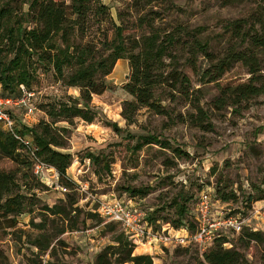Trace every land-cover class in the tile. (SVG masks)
<instances>
[{"label":"rangeland","instance_id":"374dc122","mask_svg":"<svg viewBox=\"0 0 264 264\" xmlns=\"http://www.w3.org/2000/svg\"><path fill=\"white\" fill-rule=\"evenodd\" d=\"M101 2L108 7L105 26L108 22L122 24L129 38L138 39L152 30L162 35L179 27L187 31L202 27V32L196 33L197 38L207 41L213 52H221L228 42H234L230 22L252 13L259 14L264 22V0ZM27 8L28 4L22 6L23 11ZM91 36H98L96 24ZM180 38L187 43L193 37L181 34ZM174 54L178 63L166 58L167 70L176 67L188 77L189 84L184 85L188 93L179 92L180 85L174 90L168 86L156 88L155 99L164 107L163 114L141 108L134 122L127 124L120 115L122 97L118 92L104 91L92 95L91 104L96 112L93 122L73 118L55 124L66 128L64 145L56 149L72 155L66 171L72 184L59 182L66 189L63 191L36 180L31 171L25 173L26 182L33 186V210L19 216L14 228H0V252L4 256H0V264H92L96 255L112 243V236L120 232L117 225L104 220L96 209L105 200L128 199L131 189L141 190L132 201L147 214L154 213L156 221L151 224L156 230L167 225L174 227L178 207L183 202L188 208V219H195L198 195L208 190L215 196L218 191L235 195L226 204L215 203L213 218H218L221 210L239 213L245 220L241 233L248 230L264 233V93L242 100L239 105L217 107L215 99L221 89L249 81L246 68L237 62L217 81L203 83L185 64L186 44ZM197 64L200 68L208 65L202 57ZM262 66L264 83V57ZM128 74L127 60L119 59L108 78L122 85ZM31 87L38 92V110L31 117L33 124L48 120L43 109L48 102L79 95L77 89L62 86L52 72L41 69ZM147 135L157 137L159 142L142 144L143 136ZM19 152L30 161L29 152ZM87 154L96 156L98 162ZM0 169L21 170L16 177L19 184L23 183L25 171L13 160L0 157ZM20 191L30 195L23 187ZM70 202L75 203L69 205ZM55 204L66 206L69 213L66 219L41 209ZM88 214L93 215L85 218ZM62 228L66 231L59 233ZM240 232H227L224 247L239 249L250 264H264V240L245 244L238 238ZM146 250L151 251L154 264L202 261L203 251L195 245L170 244L168 248L154 246L153 250L147 244L138 245L133 253Z\"/></svg>","mask_w":264,"mask_h":264},{"label":"trees","instance_id":"16d2710c","mask_svg":"<svg viewBox=\"0 0 264 264\" xmlns=\"http://www.w3.org/2000/svg\"><path fill=\"white\" fill-rule=\"evenodd\" d=\"M135 1L151 4L164 0ZM24 4H28L27 11L22 9ZM108 18V7L101 0H0L1 91L15 93L19 84L33 89L31 84L41 69L52 72L55 81L62 86L75 88L79 92L77 97L67 95L65 99L48 102L43 107L48 120L20 129L22 134L31 136L37 148V157L58 171L60 182L72 184L66 174L72 163V155L56 149L64 145L63 132L66 128L55 124L59 121L70 122L73 118L93 122L96 112L91 104L92 95L104 91L118 92L122 97L120 115L127 124L134 122L141 108L163 114L164 107L155 99L156 88L168 86L174 90L176 85H180L179 92L188 93L187 86L184 87L189 84L188 77L176 67L167 70L169 63L165 62L166 58L176 62L174 51L180 50L183 44H186L187 53L185 64L199 75L203 83L217 81L237 62L250 74L246 84L221 89L220 96L215 99L217 107L239 105L242 100L264 93V83L261 82L264 22L259 14L252 13L230 22V31L235 40L228 42L221 52H213L207 41L197 38L202 27L191 31L179 27L162 35L158 30H152L137 39L126 36V27L122 24L108 22L105 26ZM95 24L98 36L92 37L91 29ZM181 34L193 38L186 43L181 40ZM200 57L208 63L205 68L197 64ZM119 59H126L129 66V74L122 85H116L108 78ZM37 104L38 101L36 107ZM153 142L158 143L159 140L147 135L143 136L141 143ZM24 149L11 134L0 129V157L13 160L25 171L21 177L23 183L19 184L16 174L21 170L0 169L1 229L14 228L19 216L33 210V186L26 182L28 176L25 174L31 171V162L19 152ZM87 157L98 162V158L92 154H87ZM21 187L30 195L21 192ZM139 193H142L141 190L131 189L129 198L133 199ZM218 193L220 196L216 194L215 197L223 203L235 197L234 194ZM74 203L70 202L69 205ZM41 209L62 219L69 215L66 206L57 204L44 205ZM177 213L173 228L194 229L195 219H188V208L184 202L178 207ZM153 214H147L150 223L156 221ZM92 215L88 214L85 218H91ZM65 231L62 228L59 233ZM226 237H215L211 246L202 252V261L199 263L250 264L239 249L224 247ZM238 238L247 244L250 240H264V233L248 230ZM111 242L96 255L92 264H154L151 255L133 253L136 245L121 230L112 236ZM35 245L39 246L37 240ZM0 256L4 257L2 252Z\"/></svg>","mask_w":264,"mask_h":264},{"label":"built area","instance_id":"2783aa9c","mask_svg":"<svg viewBox=\"0 0 264 264\" xmlns=\"http://www.w3.org/2000/svg\"><path fill=\"white\" fill-rule=\"evenodd\" d=\"M37 96L35 90L27 89L23 84H19L16 92L12 94L3 93L0 86V129L11 134L23 145L24 150L29 152L31 171L37 180L64 191L66 189L59 184L58 171L37 157V148L31 136L20 132L21 128L34 125L31 117L38 110ZM132 200L131 198L105 200L96 211L104 220L117 224L136 246L147 244L151 250L154 246L168 248L173 244L186 247L195 245L204 251L211 246L215 237L225 235L227 232L239 233L244 227L245 220L239 213L232 214L221 210L218 212V218H213L215 203H226L221 202L208 190L198 195L194 229L173 228L167 225L166 228L156 230L147 220V213ZM178 231H182L183 234H179Z\"/></svg>","mask_w":264,"mask_h":264},{"label":"crops","instance_id":"0c3cea01","mask_svg":"<svg viewBox=\"0 0 264 264\" xmlns=\"http://www.w3.org/2000/svg\"><path fill=\"white\" fill-rule=\"evenodd\" d=\"M258 202V201H257ZM138 254H151V251L149 250H146V251H144V252H138Z\"/></svg>","mask_w":264,"mask_h":264}]
</instances>
